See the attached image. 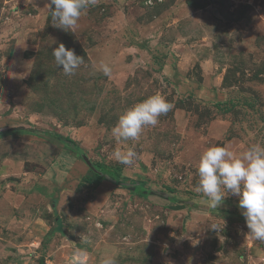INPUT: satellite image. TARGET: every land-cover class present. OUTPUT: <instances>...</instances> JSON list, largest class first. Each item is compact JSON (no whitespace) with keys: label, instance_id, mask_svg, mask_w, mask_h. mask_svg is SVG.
Returning <instances> with one entry per match:
<instances>
[{"label":"rangeland","instance_id":"374dc122","mask_svg":"<svg viewBox=\"0 0 264 264\" xmlns=\"http://www.w3.org/2000/svg\"><path fill=\"white\" fill-rule=\"evenodd\" d=\"M49 4L0 0V264L81 250L101 264L107 248L117 264H264L238 197L214 209L195 191L208 147L264 144V0H97L75 33ZM61 43L84 58L72 76L52 55ZM153 94L172 109L137 140L114 138ZM129 148L134 164L117 163ZM95 164L117 181L95 184Z\"/></svg>","mask_w":264,"mask_h":264},{"label":"clouds","instance_id":"9594fccd","mask_svg":"<svg viewBox=\"0 0 264 264\" xmlns=\"http://www.w3.org/2000/svg\"><path fill=\"white\" fill-rule=\"evenodd\" d=\"M96 3L97 0H50L51 17L56 21L53 25L75 33L81 16ZM52 55L65 76L74 75L84 64V58L63 43L52 51ZM101 70L105 76L112 73L109 64H102ZM172 107L164 96L153 94L126 109L112 128V135L118 141H135L146 127L156 126L159 118ZM113 158L119 164L130 166L137 159V153L132 148L117 150ZM197 173L199 182L195 191L206 198L209 207L218 208L229 195L238 197V207L248 233L254 240L264 242V144H251L239 153L227 145H212L201 154ZM117 255L114 248L105 249L101 264H117ZM70 264H87L86 253L77 251L70 257Z\"/></svg>","mask_w":264,"mask_h":264},{"label":"trees","instance_id":"16d2710c","mask_svg":"<svg viewBox=\"0 0 264 264\" xmlns=\"http://www.w3.org/2000/svg\"><path fill=\"white\" fill-rule=\"evenodd\" d=\"M16 127V126H15ZM15 127H9L8 128V131L10 130V131H14V130H16L15 129ZM1 130H0V136H4V134H1ZM29 131H27V133H28ZM44 133H46L47 134V132H45V131H43ZM30 133H32V134H39V133H42V131H40V130H31L30 131ZM55 137L58 139V140H60V141H62V142H64V143H67V142H69V139H65V138H62L60 135H58V134H55ZM69 144V143H68ZM74 150H80V148L78 147V145H76V143L75 142H73L72 140H70V144H69ZM96 165V167L97 168H95V170H96V178L94 179L95 180V184H99V183H101V181L103 180V179H105L106 177L108 178V179H110V180H114V178H115V181H117V175H119V174H116V173H109V172H106L105 171V169H103L102 167H101V165L100 164H95ZM106 175V176H105ZM151 190V192H153V190L152 189H150ZM156 190H158V189H155L154 188V191H156ZM170 190V192H173V189H169ZM150 192V193H151ZM145 193H149L148 191L147 192H145ZM165 196V195H164ZM166 198H168L169 200H172V199H177L176 198V196L175 195H166Z\"/></svg>","mask_w":264,"mask_h":264}]
</instances>
